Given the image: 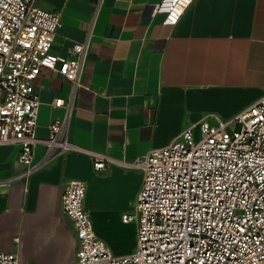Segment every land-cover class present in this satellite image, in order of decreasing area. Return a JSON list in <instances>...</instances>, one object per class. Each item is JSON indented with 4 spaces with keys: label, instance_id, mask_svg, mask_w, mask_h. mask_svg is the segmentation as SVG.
Instances as JSON below:
<instances>
[{
    "label": "crops",
    "instance_id": "obj_1",
    "mask_svg": "<svg viewBox=\"0 0 264 264\" xmlns=\"http://www.w3.org/2000/svg\"><path fill=\"white\" fill-rule=\"evenodd\" d=\"M96 0H35L59 12L52 52L65 57L84 42ZM164 0H105L91 36L84 73L68 129L78 150L54 159L27 181L18 148L0 144V252L19 264H70L77 237L62 209L70 180L86 186L85 208L95 232L116 256L134 252L133 213L143 174L132 164L173 142L189 126L231 121L264 97V0H191L176 22L160 10ZM43 103L37 136L65 114L55 107L71 85L57 71L35 81ZM45 151L34 150L36 160ZM95 159H105L103 170Z\"/></svg>",
    "mask_w": 264,
    "mask_h": 264
},
{
    "label": "built area",
    "instance_id": "obj_2",
    "mask_svg": "<svg viewBox=\"0 0 264 264\" xmlns=\"http://www.w3.org/2000/svg\"><path fill=\"white\" fill-rule=\"evenodd\" d=\"M190 1L164 0L159 9H175L168 18L173 23ZM104 2L95 1L86 40L61 57L52 52L62 25L59 12L35 0H0V144L17 147L24 165L10 180L27 181L56 157L78 150L68 129L79 92L87 89L91 36ZM45 70L57 71L71 88L67 99L53 101L65 109L64 116L50 124L48 138H40L43 103L35 81ZM39 145L45 151L36 160ZM132 165L143 174L133 213L123 215L125 222H138L134 252L112 253L85 208V184L70 180L62 196L78 242L70 264H264V97L231 121L187 127ZM106 166L105 159L94 160L97 170ZM0 264H19V258L0 252Z\"/></svg>",
    "mask_w": 264,
    "mask_h": 264
},
{
    "label": "rangeland",
    "instance_id": "obj_3",
    "mask_svg": "<svg viewBox=\"0 0 264 264\" xmlns=\"http://www.w3.org/2000/svg\"><path fill=\"white\" fill-rule=\"evenodd\" d=\"M234 129H235L236 131H239V130L241 129V124H240V123H237V124L235 125ZM195 132H196L197 136H199V128H196Z\"/></svg>",
    "mask_w": 264,
    "mask_h": 264
}]
</instances>
